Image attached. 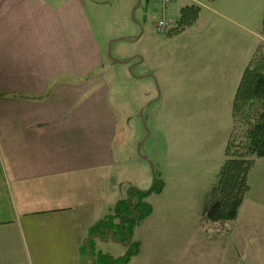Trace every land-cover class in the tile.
I'll return each mask as SVG.
<instances>
[{"label":"crops","instance_id":"crops-1","mask_svg":"<svg viewBox=\"0 0 264 264\" xmlns=\"http://www.w3.org/2000/svg\"><path fill=\"white\" fill-rule=\"evenodd\" d=\"M88 4L0 0V264H77L81 256L90 264L82 251L90 229L126 197L117 195L124 190L117 168L127 156L124 132L131 118L110 103L104 51ZM210 7L215 11L214 2ZM211 19L209 24L217 21ZM211 38L201 36L200 44ZM204 51L200 73L188 81L202 87L198 114L206 123L212 113L221 116V97L233 94L243 68L227 75L220 50L215 55L206 45ZM138 57L123 61L128 81L143 93V80L148 86L159 78L156 103L171 107L181 60L162 59L160 69L131 77V67L142 69ZM230 82L235 86L229 90ZM119 87L125 83L117 84V96ZM213 94L217 105L205 98Z\"/></svg>","mask_w":264,"mask_h":264},{"label":"rangeland","instance_id":"rangeland-1","mask_svg":"<svg viewBox=\"0 0 264 264\" xmlns=\"http://www.w3.org/2000/svg\"><path fill=\"white\" fill-rule=\"evenodd\" d=\"M91 1L87 14L104 51L110 103L131 118L124 132L125 139L128 138L124 149L127 156L121 158L117 168V183L124 190L120 193L117 190V195L124 197L132 188L149 191L156 175L163 184L160 194H150L144 200L152 212L131 232L128 239L138 243L139 249L126 264H264V160L257 161L249 174V193L227 234L207 230L200 222L203 202L215 185L224 160L237 88L250 53L258 45H264V0H170L167 9L159 0ZM211 2L215 11H208ZM189 5L199 7L198 19L191 27L171 37L156 29L163 10L170 27H174L181 9ZM211 18L217 21L209 24ZM201 36L215 38L200 44ZM206 45L215 55L222 53L227 75L237 76L238 70H243L233 94L228 91L221 97V116L212 113L213 117L204 123L198 114L203 102L202 87L194 79L189 84L188 79L200 73ZM163 52L166 53L160 55ZM134 56H139L137 61L141 62L142 69L131 67V77H138L140 72L149 73L152 67L160 69L162 59L170 63L172 59L181 60V72L173 74L177 83L171 90L173 96L168 98L171 107L161 109L156 103L162 88L159 78L148 86L143 80V93H139L134 81H128L129 71L125 72L123 61ZM222 65L216 61V66ZM121 83L125 87H119L117 96V84ZM234 86L230 82L226 88ZM205 98L211 104L218 103L217 94ZM227 107L231 110L229 114H226ZM109 214L106 216L113 215L112 210ZM113 222L117 223L118 219ZM97 236L102 235L89 232L88 243L93 244L95 252L108 253L114 258L127 253V239L121 237L122 246L104 242ZM78 256L79 253L77 259ZM77 264H89V261L81 256Z\"/></svg>","mask_w":264,"mask_h":264},{"label":"trees","instance_id":"trees-1","mask_svg":"<svg viewBox=\"0 0 264 264\" xmlns=\"http://www.w3.org/2000/svg\"><path fill=\"white\" fill-rule=\"evenodd\" d=\"M199 7L185 6L181 9L176 26L170 28L167 35L174 36L191 27L198 19ZM264 35V19L262 27ZM264 37V36H263ZM231 128L225 145L224 160L220 166L215 185H213L203 202L200 222L207 230L227 234L235 221L238 209L247 198L250 190L249 174L259 160H264V45L256 47L243 72L237 88L231 114ZM155 176L149 191L127 190L126 197L113 209V215L107 221L97 223L90 229L102 241H112L122 246L127 239V253L112 257L93 250V244L83 252L89 256L92 264H126L131 256L138 253V243L130 239L131 232L152 212L144 200L150 194H160L162 182ZM118 219L117 224L113 220ZM105 232H108L105 234ZM111 233V234H110ZM119 236L120 238H117ZM96 239V238H95ZM86 250V251H85Z\"/></svg>","mask_w":264,"mask_h":264},{"label":"built area","instance_id":"built-area-1","mask_svg":"<svg viewBox=\"0 0 264 264\" xmlns=\"http://www.w3.org/2000/svg\"><path fill=\"white\" fill-rule=\"evenodd\" d=\"M164 5L169 3V0H160ZM168 28V22L165 19H160L157 23V29L164 32Z\"/></svg>","mask_w":264,"mask_h":264}]
</instances>
